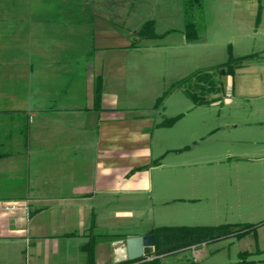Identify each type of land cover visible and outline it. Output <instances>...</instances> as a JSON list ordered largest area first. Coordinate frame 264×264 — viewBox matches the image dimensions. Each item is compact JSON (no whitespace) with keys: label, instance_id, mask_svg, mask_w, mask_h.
Segmentation results:
<instances>
[{"label":"crops","instance_id":"0c3cea01","mask_svg":"<svg viewBox=\"0 0 264 264\" xmlns=\"http://www.w3.org/2000/svg\"><path fill=\"white\" fill-rule=\"evenodd\" d=\"M111 1L26 0L23 21L39 30L25 26L22 46L0 49V264H88L93 233L119 240L154 227L129 226L142 214L152 131L140 122L149 115H128L106 88L122 71L111 54L139 39L106 25ZM114 240L98 241L95 264L113 262Z\"/></svg>","mask_w":264,"mask_h":264},{"label":"rangeland","instance_id":"374dc122","mask_svg":"<svg viewBox=\"0 0 264 264\" xmlns=\"http://www.w3.org/2000/svg\"><path fill=\"white\" fill-rule=\"evenodd\" d=\"M24 1L0 0V49L22 46L25 26L39 30L40 23L23 21L29 13ZM258 4L203 0V8L195 12L200 37L194 41H187L182 31L183 0H112L105 7L110 30L133 40L136 30L139 38L131 40L132 47L111 54V62L122 71L107 76L106 88L119 96L118 106L130 110L128 115H149L140 122L152 131L142 214L130 221V228L143 232L162 225H254L240 237L204 242L164 257L163 264H233L240 252L249 253L250 264H264V0L256 25ZM8 16L17 21L8 22ZM148 19H155L157 33L171 31L142 38L139 29ZM85 40L93 38L87 35ZM229 46L235 57L254 55L234 75L221 78L225 89L210 95L214 101L195 105L179 87L166 93L186 75L226 62ZM92 56L96 63L105 57ZM227 84L233 86L232 96L226 95ZM83 261L77 257L69 264ZM48 264H57L56 257H49Z\"/></svg>","mask_w":264,"mask_h":264},{"label":"trees","instance_id":"16d2710c","mask_svg":"<svg viewBox=\"0 0 264 264\" xmlns=\"http://www.w3.org/2000/svg\"><path fill=\"white\" fill-rule=\"evenodd\" d=\"M259 1L258 14L256 18V25L259 24L262 12V1ZM203 8V0H183L184 13V29L182 30L187 41H194L200 37L197 23L195 21L196 10ZM154 19H148L139 29L141 37H159L164 33H157L155 31ZM171 30L167 31L170 32ZM136 43H134L135 45ZM230 55L226 62L216 65L213 68L206 70H196L189 75L175 81L166 93H170L175 88H182L184 93L192 99L195 105L209 104L214 101L210 98L212 94H221L225 89V84L222 77L226 75H234L235 70L241 66L243 62L251 58L254 54L235 57L229 46ZM215 69V71H213ZM219 77V78H218ZM103 92V78L98 75L94 80V96L97 106L101 101ZM165 96V95H164ZM164 96L157 99V103L163 101ZM156 103V104H157ZM253 224L249 223H223L218 225H162L154 226V252L150 259L140 257L136 259H129L123 262L110 264H129L134 262H141L143 264H163L162 259L169 255L178 254L185 251L192 246L200 245L204 242L222 239L228 236L240 237L247 234L252 228ZM117 238L116 234H97L93 233L90 241L85 246L88 256V264H95V246L101 239L114 240ZM248 252L239 253V261L233 264H250L248 260ZM183 264V263H182ZM189 264H198L196 260L190 261Z\"/></svg>","mask_w":264,"mask_h":264},{"label":"water","instance_id":"95a60500","mask_svg":"<svg viewBox=\"0 0 264 264\" xmlns=\"http://www.w3.org/2000/svg\"><path fill=\"white\" fill-rule=\"evenodd\" d=\"M154 229L141 235L129 236L114 240L111 243L113 262H123L129 259L147 257L154 252Z\"/></svg>","mask_w":264,"mask_h":264},{"label":"built area","instance_id":"2783aa9c","mask_svg":"<svg viewBox=\"0 0 264 264\" xmlns=\"http://www.w3.org/2000/svg\"><path fill=\"white\" fill-rule=\"evenodd\" d=\"M232 90H233V86L231 84H227L226 85V95L227 96H232ZM9 208H14V206H10Z\"/></svg>","mask_w":264,"mask_h":264}]
</instances>
